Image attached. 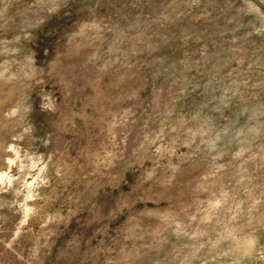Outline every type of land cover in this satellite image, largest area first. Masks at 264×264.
I'll use <instances>...</instances> for the list:
<instances>
[{"label": "rangeland", "instance_id": "1", "mask_svg": "<svg viewBox=\"0 0 264 264\" xmlns=\"http://www.w3.org/2000/svg\"><path fill=\"white\" fill-rule=\"evenodd\" d=\"M0 264H264V0H0Z\"/></svg>", "mask_w": 264, "mask_h": 264}]
</instances>
